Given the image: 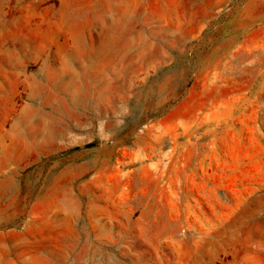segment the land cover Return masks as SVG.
<instances>
[{
  "label": "rangeland",
  "instance_id": "rangeland-1",
  "mask_svg": "<svg viewBox=\"0 0 264 264\" xmlns=\"http://www.w3.org/2000/svg\"><path fill=\"white\" fill-rule=\"evenodd\" d=\"M0 264H264V0H0Z\"/></svg>",
  "mask_w": 264,
  "mask_h": 264
}]
</instances>
